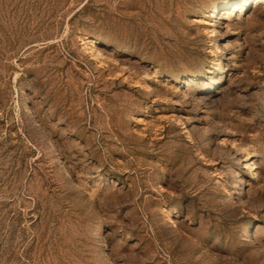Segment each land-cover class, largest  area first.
<instances>
[{
  "label": "rangeland",
  "instance_id": "rangeland-1",
  "mask_svg": "<svg viewBox=\"0 0 264 264\" xmlns=\"http://www.w3.org/2000/svg\"><path fill=\"white\" fill-rule=\"evenodd\" d=\"M0 264H264V0H0Z\"/></svg>",
  "mask_w": 264,
  "mask_h": 264
}]
</instances>
